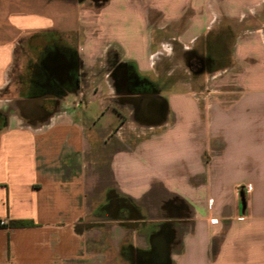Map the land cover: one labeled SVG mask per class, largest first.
Returning <instances> with one entry per match:
<instances>
[{
	"label": "crops",
	"instance_id": "crops-1",
	"mask_svg": "<svg viewBox=\"0 0 264 264\" xmlns=\"http://www.w3.org/2000/svg\"><path fill=\"white\" fill-rule=\"evenodd\" d=\"M0 219V264H264V0H0Z\"/></svg>",
	"mask_w": 264,
	"mask_h": 264
},
{
	"label": "flooded vegetation",
	"instance_id": "flooded-vegetation-1",
	"mask_svg": "<svg viewBox=\"0 0 264 264\" xmlns=\"http://www.w3.org/2000/svg\"><path fill=\"white\" fill-rule=\"evenodd\" d=\"M45 54L47 55V51H46V53L38 56L36 59L29 60V62L27 64L28 73H27V77H26L25 82L27 83V86H29V88L32 90H33V88H34V90H38L40 88L48 86L49 89L55 93V92H57L59 83L63 79V76L60 73L62 70L61 71L55 70V68H57V66H56L57 63H54V64H56L55 65L56 67L48 69L46 66L47 59H45ZM71 62H72V60H68L67 64L71 66ZM189 64L192 68H194V70H197V69H201V67L204 66V61H202V60H190ZM69 71H68V73H69ZM128 72H130V74H129L130 82L135 83L136 77L130 68H129ZM38 75H41L40 79H37Z\"/></svg>",
	"mask_w": 264,
	"mask_h": 264
},
{
	"label": "rangeland",
	"instance_id": "rangeland-1",
	"mask_svg": "<svg viewBox=\"0 0 264 264\" xmlns=\"http://www.w3.org/2000/svg\"><path fill=\"white\" fill-rule=\"evenodd\" d=\"M21 65V67L18 66V64L16 65V67H14V70L13 71V74H11L9 76V78L12 80V79H17V81H19L20 83H25V79L27 77V73H28V67L26 66L28 64L29 61H27V63H24L23 60L21 61H18ZM164 66H165V71H177L179 72V74L181 73V75H186V70H185V62L184 61H177V60H163L161 61ZM26 64V65H25ZM38 78L37 79H40L41 75H38L37 76ZM212 79L210 78V80H208V82H211ZM199 84H200V79L198 80ZM208 82H205V83H208ZM38 93V90H33L30 91V92H27V94H36Z\"/></svg>",
	"mask_w": 264,
	"mask_h": 264
},
{
	"label": "trees",
	"instance_id": "trees-1",
	"mask_svg": "<svg viewBox=\"0 0 264 264\" xmlns=\"http://www.w3.org/2000/svg\"><path fill=\"white\" fill-rule=\"evenodd\" d=\"M32 224L31 221L26 220V219H14L10 220L8 223H5L1 221L0 219V227H5V226H11V227H17V226H28Z\"/></svg>",
	"mask_w": 264,
	"mask_h": 264
},
{
	"label": "built area",
	"instance_id": "built-area-1",
	"mask_svg": "<svg viewBox=\"0 0 264 264\" xmlns=\"http://www.w3.org/2000/svg\"><path fill=\"white\" fill-rule=\"evenodd\" d=\"M247 188H248V189H250V188H251V186H250V185H247Z\"/></svg>",
	"mask_w": 264,
	"mask_h": 264
}]
</instances>
